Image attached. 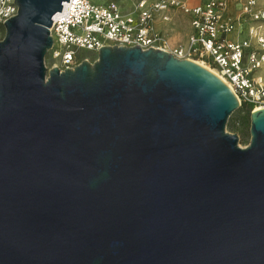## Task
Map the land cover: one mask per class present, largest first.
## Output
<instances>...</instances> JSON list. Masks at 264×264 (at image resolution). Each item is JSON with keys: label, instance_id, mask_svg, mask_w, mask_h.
<instances>
[{"label": "water", "instance_id": "water-1", "mask_svg": "<svg viewBox=\"0 0 264 264\" xmlns=\"http://www.w3.org/2000/svg\"><path fill=\"white\" fill-rule=\"evenodd\" d=\"M69 0H15L0 40V264H264V107L250 141L213 72L102 46L48 68Z\"/></svg>", "mask_w": 264, "mask_h": 264}, {"label": "built area", "instance_id": "built-area-1", "mask_svg": "<svg viewBox=\"0 0 264 264\" xmlns=\"http://www.w3.org/2000/svg\"><path fill=\"white\" fill-rule=\"evenodd\" d=\"M15 0H0V26L16 15ZM230 0H198L194 5L179 0H136L131 7L114 1L69 0L52 17L53 39L48 56L52 67L74 68L83 51L97 55L102 46L138 45L166 49L156 29L157 19L170 22L169 10L190 18L191 33L184 46L170 51L179 59L192 60L217 75L236 95L240 107H264V7L257 0H236L239 14L230 11ZM247 23L245 36L238 38ZM237 34V37L232 36ZM200 62V63H199Z\"/></svg>", "mask_w": 264, "mask_h": 264}, {"label": "rangeland", "instance_id": "rangeland-1", "mask_svg": "<svg viewBox=\"0 0 264 264\" xmlns=\"http://www.w3.org/2000/svg\"><path fill=\"white\" fill-rule=\"evenodd\" d=\"M95 3L104 4L109 1H114L117 4L121 5L122 7H131L136 0H90ZM181 2H186L187 0H179ZM192 5L195 4L196 0H188ZM230 11L233 15H238V7L236 0H230ZM260 6L264 7V0H257ZM171 21L167 23H162L161 21H156L155 27L159 32L162 34L163 38L166 40V49L167 51L173 50L177 46H184L186 44L188 35L191 31L190 26V18L188 15L182 13L180 10H171ZM170 14V15H171ZM247 27V23H244L241 27V32L238 38H243L245 36V28ZM262 32L264 34V22L262 24ZM4 36V28L0 26V40ZM232 36L237 37V34H233ZM79 56L80 62L84 59H87L90 62H93L97 55L93 52L87 53L83 51ZM45 65L48 68H51L52 60L47 55L45 57ZM262 73L264 74V67L262 69ZM248 105H242L238 109H236L229 117L226 130L229 133H235L239 137V145L241 147H245L248 145L250 141V113L251 111L248 110Z\"/></svg>", "mask_w": 264, "mask_h": 264}, {"label": "crops", "instance_id": "crops-1", "mask_svg": "<svg viewBox=\"0 0 264 264\" xmlns=\"http://www.w3.org/2000/svg\"><path fill=\"white\" fill-rule=\"evenodd\" d=\"M197 1H198V0H196L195 3H196ZM186 3L192 5V3H190L188 0L186 1ZM168 13H169V15H170V14H171V10H169ZM170 16L172 17V14H171ZM156 21H161V20L157 19ZM161 22H162V21H161ZM155 23H156V22H155ZM162 23H165V22H162ZM158 31H159V30H158ZM190 33H191V31H190ZM190 33H189V34H190Z\"/></svg>", "mask_w": 264, "mask_h": 264}, {"label": "trees", "instance_id": "trees-1", "mask_svg": "<svg viewBox=\"0 0 264 264\" xmlns=\"http://www.w3.org/2000/svg\"><path fill=\"white\" fill-rule=\"evenodd\" d=\"M249 106V111H251L253 109V106L252 105H248Z\"/></svg>", "mask_w": 264, "mask_h": 264}, {"label": "bare ground", "instance_id": "bare-ground-1", "mask_svg": "<svg viewBox=\"0 0 264 264\" xmlns=\"http://www.w3.org/2000/svg\"><path fill=\"white\" fill-rule=\"evenodd\" d=\"M200 63V62H199ZM200 64H202V63H200Z\"/></svg>", "mask_w": 264, "mask_h": 264}]
</instances>
